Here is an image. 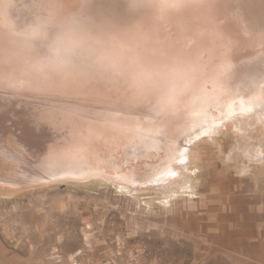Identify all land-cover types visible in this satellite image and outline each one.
Returning <instances> with one entry per match:
<instances>
[{"label":"rangeland","instance_id":"374dc122","mask_svg":"<svg viewBox=\"0 0 264 264\" xmlns=\"http://www.w3.org/2000/svg\"><path fill=\"white\" fill-rule=\"evenodd\" d=\"M65 1L76 4V0ZM125 1L131 0H101V14L123 6ZM195 1L197 4L183 9L193 16L189 32L195 25L204 26L210 18L213 20V14L223 22L246 24L249 14L264 6L261 0ZM0 2V9L5 10L0 30L12 36L25 35L22 22L30 15L20 13L12 0ZM145 4L156 14L150 0H137L135 7ZM252 23V30H257L264 25V18ZM79 30L83 36H91L85 28ZM34 40L37 43L31 50L40 47L42 51H53L52 39L38 36ZM166 46L155 44L149 54L167 57L162 51ZM165 70L171 71L168 67ZM32 85L9 89L0 86V119L5 106H10L7 114L26 101L56 106L44 112L67 116L62 121L66 123L59 126L56 139L60 140L53 149L72 155L76 149L90 150L83 145L76 147L81 139L66 140L68 131H63L65 126H82L79 133L90 134L87 118L78 115L79 109L67 113L57 107H71L72 96L53 102L58 96ZM187 91H173L154 110H148L155 98L151 92L137 99L128 97L130 91L123 95L120 91L110 92L117 96V102L143 111L134 116L123 113L128 122L139 125L142 119L155 127L164 121L158 115L172 114L171 105ZM240 99L237 97V103ZM79 104L91 105L85 100ZM224 109L223 105L210 107L208 118L219 116ZM209 119H203L205 123L190 122V126L210 125ZM238 123L231 121L215 138L199 133L189 148L183 176L179 172L165 173L167 176L160 177L166 180H148V172L165 167L171 136L149 130L144 132L147 135L133 138L122 134L107 141L102 137V175L85 180L34 181L32 161L40 152H46L45 139L36 136L27 145L16 138L13 130L7 129L15 127V120L8 114L2 122L6 129L0 128V264H264V155L258 160L252 158L255 142H262L260 152L264 154V120L260 124L252 121L248 126ZM174 160L173 164L182 163ZM175 179L180 181L175 183Z\"/></svg>","mask_w":264,"mask_h":264},{"label":"bare ground","instance_id":"6f19581e","mask_svg":"<svg viewBox=\"0 0 264 264\" xmlns=\"http://www.w3.org/2000/svg\"><path fill=\"white\" fill-rule=\"evenodd\" d=\"M12 1L20 13L30 17L22 22L25 35L12 36L0 30V86L9 89L33 84V88L36 86L47 91L46 94L58 96L53 102L72 96L71 107H57L67 113L79 109L78 115L87 118L86 127L90 126L89 135L79 133L82 126L79 129L63 128L68 131L66 140L68 137L81 139L76 147L83 145L90 150L76 149L73 155L70 151L59 153L53 148L60 140L56 139L59 126L66 123L62 121L67 115H56L64 118L60 120L54 114L44 112L49 106H56L39 101L34 103V100L20 104V110H11L7 114L10 106H5L1 111L0 128L6 129L2 122L10 114L15 127L10 125L7 129H12L16 138L27 145L32 144L36 136L45 139L46 152H40L32 161L34 181L85 180L102 175V137L107 141L122 134L125 138H133L147 135L144 132L149 130L164 131L171 136L168 137L169 154L164 158L165 167L148 172V180L165 173L179 172L183 176L189 148L193 147L199 133L214 137L228 128L231 121L248 126L252 121L260 124L264 120V34H260L264 33V25L257 30L251 28L252 21L264 18V6L254 14L250 13L246 24L242 25L223 22L217 15H210L213 20L210 18L204 26L202 23L195 25L191 34L188 29L193 26L190 22L193 16L187 10L157 15L149 5L136 8L131 1H125L123 6L101 14V0L100 3L95 0V4L76 0L75 5L65 0ZM86 1L88 3L84 4ZM259 2L264 5V0ZM191 3L197 4L190 0L189 8ZM2 5L0 2V8ZM4 16L2 8L0 20ZM6 24H14V21ZM80 28H85L91 36H83ZM69 33L76 37L70 49L61 41V37ZM38 36L52 39L53 49L58 48L60 56L53 57V51H42L40 47L31 50L37 43L34 38ZM155 44L167 45L162 48L167 57L149 54L148 50H152ZM111 90L114 93L120 91L122 95L130 91L128 97L134 99L151 92L155 98L149 103L148 110L164 103L173 91L178 94L189 91L178 96L177 104L171 105L172 114L160 113L158 116L164 121L153 127L142 119L139 125L128 122L123 113L134 116L143 111L117 102V96ZM75 95L79 98L76 99ZM237 97L241 98L239 108ZM83 100L91 105L79 104ZM220 105L225 106L223 112L209 119V108ZM205 118L212 123L190 126V122L201 123ZM261 145L262 142L254 143L256 148L252 158L255 160L264 155L260 152ZM184 148L187 151L182 158ZM174 158L183 159V162L173 164ZM178 181L174 180L175 183Z\"/></svg>","mask_w":264,"mask_h":264},{"label":"clouds","instance_id":"9594fccd","mask_svg":"<svg viewBox=\"0 0 264 264\" xmlns=\"http://www.w3.org/2000/svg\"><path fill=\"white\" fill-rule=\"evenodd\" d=\"M133 6L137 0H131ZM190 0H150V5L157 15H166L182 11L189 6ZM61 41L70 49L76 42V37L71 33L61 37ZM60 50L53 49V57H59Z\"/></svg>","mask_w":264,"mask_h":264},{"label":"snow or ice","instance_id":"6c2138e0","mask_svg":"<svg viewBox=\"0 0 264 264\" xmlns=\"http://www.w3.org/2000/svg\"><path fill=\"white\" fill-rule=\"evenodd\" d=\"M187 151V149L186 148H184L182 151H181V156H182V158H183V154H184V152H186ZM182 162H183V159H182ZM174 175V174H173Z\"/></svg>","mask_w":264,"mask_h":264}]
</instances>
